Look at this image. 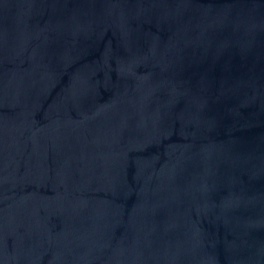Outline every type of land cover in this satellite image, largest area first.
Wrapping results in <instances>:
<instances>
[{
    "label": "water",
    "instance_id": "1",
    "mask_svg": "<svg viewBox=\"0 0 264 264\" xmlns=\"http://www.w3.org/2000/svg\"><path fill=\"white\" fill-rule=\"evenodd\" d=\"M0 264H264V0H0Z\"/></svg>",
    "mask_w": 264,
    "mask_h": 264
}]
</instances>
